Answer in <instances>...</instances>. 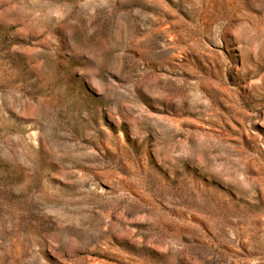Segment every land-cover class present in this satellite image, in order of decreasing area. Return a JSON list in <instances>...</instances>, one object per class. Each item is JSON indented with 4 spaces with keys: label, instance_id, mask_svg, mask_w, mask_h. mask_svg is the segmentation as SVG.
Here are the masks:
<instances>
[{
    "label": "rangeland",
    "instance_id": "obj_1",
    "mask_svg": "<svg viewBox=\"0 0 264 264\" xmlns=\"http://www.w3.org/2000/svg\"><path fill=\"white\" fill-rule=\"evenodd\" d=\"M0 264H264V0H0Z\"/></svg>",
    "mask_w": 264,
    "mask_h": 264
}]
</instances>
